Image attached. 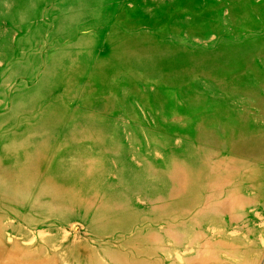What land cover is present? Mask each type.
<instances>
[{
    "label": "rangeland",
    "instance_id": "rangeland-1",
    "mask_svg": "<svg viewBox=\"0 0 264 264\" xmlns=\"http://www.w3.org/2000/svg\"><path fill=\"white\" fill-rule=\"evenodd\" d=\"M0 264H264V0H0Z\"/></svg>",
    "mask_w": 264,
    "mask_h": 264
}]
</instances>
